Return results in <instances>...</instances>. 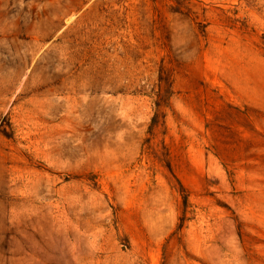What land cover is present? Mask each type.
<instances>
[{"label":"rangeland","instance_id":"rangeland-1","mask_svg":"<svg viewBox=\"0 0 264 264\" xmlns=\"http://www.w3.org/2000/svg\"><path fill=\"white\" fill-rule=\"evenodd\" d=\"M0 264H264V0H0Z\"/></svg>","mask_w":264,"mask_h":264}]
</instances>
